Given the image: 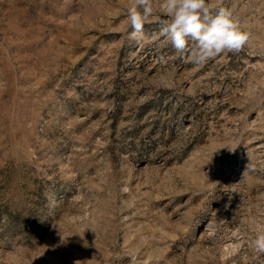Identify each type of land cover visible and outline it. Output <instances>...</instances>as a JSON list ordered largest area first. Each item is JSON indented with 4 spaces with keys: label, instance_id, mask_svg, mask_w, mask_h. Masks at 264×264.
<instances>
[{
    "label": "rangeland",
    "instance_id": "obj_1",
    "mask_svg": "<svg viewBox=\"0 0 264 264\" xmlns=\"http://www.w3.org/2000/svg\"><path fill=\"white\" fill-rule=\"evenodd\" d=\"M132 3L0 0V264H264V0L202 65Z\"/></svg>",
    "mask_w": 264,
    "mask_h": 264
},
{
    "label": "clouds",
    "instance_id": "obj_2",
    "mask_svg": "<svg viewBox=\"0 0 264 264\" xmlns=\"http://www.w3.org/2000/svg\"><path fill=\"white\" fill-rule=\"evenodd\" d=\"M127 21L132 29L129 38L137 43L149 39L144 27L156 22L158 38L170 44L180 59L194 65L239 53L251 39L224 0H156L155 5L154 0H133ZM254 233L250 246L264 254V224H257Z\"/></svg>",
    "mask_w": 264,
    "mask_h": 264
},
{
    "label": "bare ground",
    "instance_id": "obj_3",
    "mask_svg": "<svg viewBox=\"0 0 264 264\" xmlns=\"http://www.w3.org/2000/svg\"><path fill=\"white\" fill-rule=\"evenodd\" d=\"M231 236H232V235H231ZM231 238H232V237H231ZM226 240H227V241H230L231 239H226ZM224 241H225V240H224ZM231 242H232V241H231ZM223 243H224V242H223ZM228 243H229V242H228ZM224 244H225V243H224ZM224 244H223V245H224ZM230 244H231V243H230ZM228 246H230V245H228Z\"/></svg>",
    "mask_w": 264,
    "mask_h": 264
}]
</instances>
